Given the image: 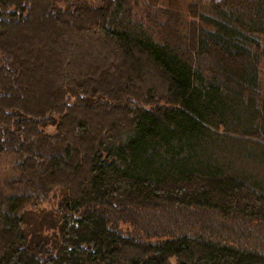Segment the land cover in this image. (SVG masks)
<instances>
[{"label": "trees", "instance_id": "trees-1", "mask_svg": "<svg viewBox=\"0 0 264 264\" xmlns=\"http://www.w3.org/2000/svg\"><path fill=\"white\" fill-rule=\"evenodd\" d=\"M85 1L0 0V264H264V0Z\"/></svg>", "mask_w": 264, "mask_h": 264}, {"label": "rangeland", "instance_id": "rangeland-1", "mask_svg": "<svg viewBox=\"0 0 264 264\" xmlns=\"http://www.w3.org/2000/svg\"><path fill=\"white\" fill-rule=\"evenodd\" d=\"M85 3L96 6V5H98L99 0H87V1H85ZM183 9H182V11L185 12V10H183ZM47 129L50 130V128H47ZM250 151H254V150H250ZM258 153L264 155L263 151L258 152ZM9 163H10L9 158L0 156V178L7 177L9 175V172H8ZM258 245H260V244H258ZM260 247H264V244L260 245Z\"/></svg>", "mask_w": 264, "mask_h": 264}]
</instances>
